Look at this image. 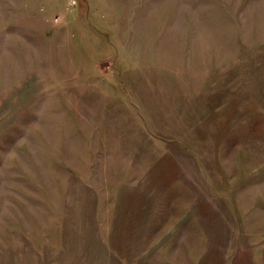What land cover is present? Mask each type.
<instances>
[{"label": "rangeland", "instance_id": "1", "mask_svg": "<svg viewBox=\"0 0 264 264\" xmlns=\"http://www.w3.org/2000/svg\"><path fill=\"white\" fill-rule=\"evenodd\" d=\"M258 259L264 0H0V264Z\"/></svg>", "mask_w": 264, "mask_h": 264}, {"label": "crops", "instance_id": "2", "mask_svg": "<svg viewBox=\"0 0 264 264\" xmlns=\"http://www.w3.org/2000/svg\"><path fill=\"white\" fill-rule=\"evenodd\" d=\"M259 256V254H258V251H256V253H254V256ZM258 264H259V259H258Z\"/></svg>", "mask_w": 264, "mask_h": 264}]
</instances>
